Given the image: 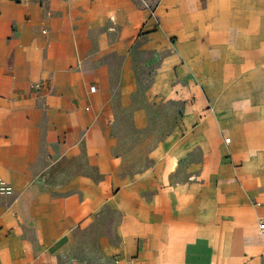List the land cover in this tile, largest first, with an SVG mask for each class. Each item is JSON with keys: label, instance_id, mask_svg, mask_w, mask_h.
<instances>
[{"label": "crops", "instance_id": "obj_1", "mask_svg": "<svg viewBox=\"0 0 264 264\" xmlns=\"http://www.w3.org/2000/svg\"><path fill=\"white\" fill-rule=\"evenodd\" d=\"M0 264H264V0H0Z\"/></svg>", "mask_w": 264, "mask_h": 264}, {"label": "built area", "instance_id": "obj_2", "mask_svg": "<svg viewBox=\"0 0 264 264\" xmlns=\"http://www.w3.org/2000/svg\"><path fill=\"white\" fill-rule=\"evenodd\" d=\"M13 191L12 185L2 176H0V195L10 194ZM259 228L264 230V216L259 218Z\"/></svg>", "mask_w": 264, "mask_h": 264}]
</instances>
